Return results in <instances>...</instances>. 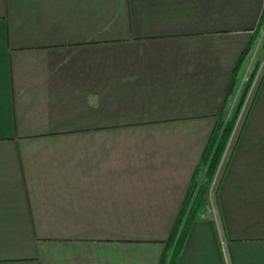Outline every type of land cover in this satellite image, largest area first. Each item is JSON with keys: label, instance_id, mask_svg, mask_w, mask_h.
Here are the masks:
<instances>
[{"label": "crops", "instance_id": "obj_1", "mask_svg": "<svg viewBox=\"0 0 264 264\" xmlns=\"http://www.w3.org/2000/svg\"><path fill=\"white\" fill-rule=\"evenodd\" d=\"M263 13L0 0V264H161ZM223 159L176 264H264V72Z\"/></svg>", "mask_w": 264, "mask_h": 264}, {"label": "trees", "instance_id": "obj_2", "mask_svg": "<svg viewBox=\"0 0 264 264\" xmlns=\"http://www.w3.org/2000/svg\"><path fill=\"white\" fill-rule=\"evenodd\" d=\"M264 26V13L262 15V19L257 31L259 35V31ZM258 37H256L257 39ZM254 46V42L248 47L245 51L244 56L240 59L238 68L236 69V75L239 71V68L243 65L246 58L251 53ZM260 63L258 62L253 70V74L251 75V81L245 84L241 90L237 103L234 106L232 115L228 118H220L216 125V128L212 134L210 139L208 148L204 154L202 159V163L199 167V171L196 173L192 184L189 188L188 194L186 196L185 202L183 204L181 213L178 217L174 230L170 239L167 242L166 252L162 259L161 264H176L184 247L186 238L188 236L189 230L192 224L198 220H200L201 216L204 213V196L207 190V184L213 180L218 167L222 161L223 155L228 146V142L232 136V133L235 129V124L238 120V117L241 113V110L244 106L245 100L251 88L254 75L256 74ZM235 80L236 76H234V81L230 87V96L235 94ZM237 91V90H236ZM204 172V177L206 179L205 182L201 181L198 178L201 172Z\"/></svg>", "mask_w": 264, "mask_h": 264}, {"label": "rangeland", "instance_id": "obj_3", "mask_svg": "<svg viewBox=\"0 0 264 264\" xmlns=\"http://www.w3.org/2000/svg\"><path fill=\"white\" fill-rule=\"evenodd\" d=\"M257 37H259V40L257 41V46L255 48L256 51L254 50L255 52H253V54L251 55L252 58L250 60V65H249V68L246 72V74L250 73V75L253 74V70H254V68L258 62L260 63L259 65L264 64V26L259 31V35H257ZM246 74L243 77V81H244ZM243 81H242V86L247 84L245 82L243 83ZM255 88H256V86H254L253 89L250 88V90H249V93H248L247 98L245 100L244 106L241 110V113L238 117V120L235 124V129H234L232 136L228 142V146H227L226 151L223 155V158L226 155L227 151L232 146L233 141L235 140V136L238 134V132L240 131V128L243 125L244 118L246 115V111L250 105L251 98H252V95L254 93ZM233 109L234 108L230 109L228 117H230L232 115ZM223 158H222V161L218 167V170H217L213 180L210 182V184H207L208 187H207V190H206L205 196H204V213L201 216L200 220H204V219H215L216 220V218H217V194H216V190L218 188V182L220 179V166L224 160ZM202 173L203 174H201L200 178H201V181L205 182L206 179L204 177V172L202 171Z\"/></svg>", "mask_w": 264, "mask_h": 264}, {"label": "built area", "instance_id": "obj_4", "mask_svg": "<svg viewBox=\"0 0 264 264\" xmlns=\"http://www.w3.org/2000/svg\"><path fill=\"white\" fill-rule=\"evenodd\" d=\"M264 72V64H261L256 72V74L254 75V78H253V82H252V85H251V89L254 88V86L257 87L261 77H262V74ZM251 81V75L250 73H247L245 78H244V81L243 83H249ZM256 89V88H255Z\"/></svg>", "mask_w": 264, "mask_h": 264}]
</instances>
